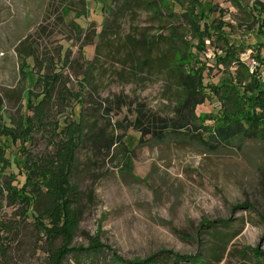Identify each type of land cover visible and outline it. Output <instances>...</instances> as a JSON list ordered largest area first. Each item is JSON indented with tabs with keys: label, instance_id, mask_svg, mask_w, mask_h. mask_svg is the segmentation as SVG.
<instances>
[{
	"label": "rangeland",
	"instance_id": "374dc122",
	"mask_svg": "<svg viewBox=\"0 0 264 264\" xmlns=\"http://www.w3.org/2000/svg\"><path fill=\"white\" fill-rule=\"evenodd\" d=\"M115 1L85 0L87 14L77 16L80 0H0V130L33 117L28 104L44 98V77L60 76L45 130L26 141L0 135L1 157L9 162L7 168L0 163V264H58L67 237L69 248L79 251L61 264L136 263L161 252L196 256L202 264H264L254 253H264V132L207 145L205 127L225 124L219 100L207 98L197 107L207 119H191L170 71L131 49L151 42L158 51L157 41L164 40L179 59L174 66L211 68L205 85L248 82V73L260 67V48L264 60L258 4L264 0H200L202 30L213 31L221 21L230 43L248 49L239 69L219 64L224 52L215 36H194L186 4L151 0V10L114 18ZM187 54L196 55L189 64ZM255 110L264 120V110ZM183 116L188 128L172 137L162 130L165 120ZM72 124L85 126L90 138L77 154L72 180L80 195H72L68 215L58 207L50 218L52 200L46 190L38 199L26 189L24 166L66 155ZM97 246L99 252H84ZM174 255L157 261L173 264Z\"/></svg>",
	"mask_w": 264,
	"mask_h": 264
},
{
	"label": "trees",
	"instance_id": "16d2710c",
	"mask_svg": "<svg viewBox=\"0 0 264 264\" xmlns=\"http://www.w3.org/2000/svg\"><path fill=\"white\" fill-rule=\"evenodd\" d=\"M169 1L171 4L175 5L178 3L182 6L183 4L187 5L185 16L187 17V21L195 37H199L201 35V32H205L209 40L212 39V37L214 36L216 37V40L222 46L221 50L224 52V56L218 58L219 64L224 66H230L235 64L238 69L240 67L246 66L245 63L241 61L240 56L241 54L246 53L248 49L245 48L243 45L235 46L230 43L227 36L225 35L223 24L221 21H218L217 25H212L213 31H211V29L208 27L202 30L201 22L206 18V16H204L203 14L199 15L198 13V9L201 7L200 0ZM80 2L82 4V11H78L77 16L87 14L85 0H80ZM152 4L155 3H153V1L151 0H116L115 7L112 9L111 13L112 16L116 18V16H118L119 14L131 13L133 10H149L151 6H153ZM258 4L262 7L263 10L264 4L260 1H258ZM107 25H105L104 31L106 30ZM157 42L158 51L155 49L156 47L150 42L148 48H145L143 46L139 47L136 45H134V47L132 44V53L141 51L142 55L146 56L147 60L157 62V66L162 67L166 72L170 71V74H172V78L176 80L178 86L184 92L185 103L183 104V109L188 113V116L191 119H195V121H204L208 118V115L204 116L196 114L197 107L203 104L207 98L212 99V97H215L219 100L221 104L224 116L223 123L225 124L215 127L212 131H208L207 127H205V131L201 135V141H205L207 145L208 143H215L219 141L225 143L231 140H243L247 137L253 138L254 136H257V132H264L263 114H258L255 110H264V88L262 87L263 85L260 78V69L262 66H264V60L261 57V48L260 50H258V55L256 56L257 61L260 62V67L256 71H254L253 74L248 73V82H243L236 78V82L223 83L222 85L218 86L204 84V74L206 70L211 71V68H207L206 64L202 65L197 70H182L181 68L174 66L172 63L174 59L179 62L177 54H175L173 48L164 40H160ZM204 42L205 41L200 43L203 46H201L199 51H205ZM197 47L199 48V45ZM154 50H156V52H154ZM186 56L188 58L187 63L189 64V59L196 55L187 54ZM180 59L182 60V58ZM196 63L200 64L199 59L196 60ZM178 65L180 66V64ZM44 78L49 83H51L50 80H52L53 84L49 85L48 83L47 87H49L44 93V98L38 104L34 105L30 99L28 108L33 112V117H28L26 119V122H23L22 120L17 121L15 123V127L13 128L3 127L0 130V135L10 137L15 142H17L19 140L26 141L32 136V133L34 131L45 130V123L48 121L47 106L51 103L52 93L54 91V88L52 89V87L60 81V76L56 75L53 78H51V76H46ZM32 93L30 92V94ZM247 108H253V110L249 111L247 110ZM175 122L176 120H173L172 123L171 121L165 120V125H163L164 127H162V130L170 131L169 134L171 136L172 132H176V130L178 129H186L191 124L185 119V116H183L181 121H177L176 123ZM67 134L70 135V144L65 149L66 155H58V157H61L64 161H59V158L56 161L55 159H48L49 156H44L38 159L41 160L39 161V163L27 160L24 166L26 169V189L30 190V192L34 194L35 197L38 199L43 194H45L42 193V191L46 190V195L51 198L52 206L49 209H46L47 214H50V218H52L51 214L55 213L58 207L62 208L64 213L63 215H68L69 209H71V203L69 200H71V202H74L75 200L72 198V195H80L77 189V185H75V183H72V180L77 169V154L82 145L85 142H88L90 138L85 136V126H83L82 124H72L68 129ZM188 137L193 138L191 136ZM71 139H73V141ZM0 163L2 164L3 168H7L9 163L1 157V149ZM2 174L3 170L0 169V176ZM7 188L14 195H18V192L15 189L11 187ZM25 201H28L29 203L30 199H26ZM60 213L61 212H59L58 215ZM76 215L78 216V211L75 212V219ZM222 225H225V223H222ZM65 230V228H63V230L62 228H60V234L64 236V234H66L64 232ZM66 236L68 235L66 234ZM70 242L71 239L67 237L66 246L61 249L58 264H61L62 258L66 257L68 254L79 251L70 249ZM99 249V246L92 248L90 247L84 252H99ZM254 253L258 256H264V253L258 252L256 250L254 251ZM168 254L174 255L172 252H161L157 255L148 257L144 261L136 263H125L166 264L159 262L160 260L157 261V259L163 255ZM174 258L175 260L173 264H179V262L181 261H185L188 264H202L200 260H197L196 256L181 257L179 255H174Z\"/></svg>",
	"mask_w": 264,
	"mask_h": 264
},
{
	"label": "built area",
	"instance_id": "2783aa9c",
	"mask_svg": "<svg viewBox=\"0 0 264 264\" xmlns=\"http://www.w3.org/2000/svg\"><path fill=\"white\" fill-rule=\"evenodd\" d=\"M255 65V63H253L252 67ZM255 70H256V67H253ZM252 69L251 72L253 73L255 70ZM261 77V82H262V85H263V88H264V71L262 72V74L260 75Z\"/></svg>",
	"mask_w": 264,
	"mask_h": 264
}]
</instances>
